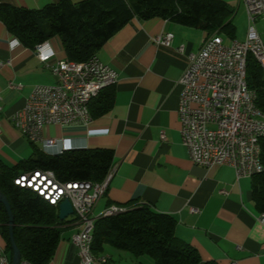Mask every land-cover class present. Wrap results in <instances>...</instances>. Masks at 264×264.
Here are the masks:
<instances>
[{"label":"crops","instance_id":"0c3cea01","mask_svg":"<svg viewBox=\"0 0 264 264\" xmlns=\"http://www.w3.org/2000/svg\"><path fill=\"white\" fill-rule=\"evenodd\" d=\"M58 1L0 0L29 9ZM223 1L234 10L235 38L242 39L247 27L242 2ZM255 25L264 44V20L256 19ZM165 32L173 36L169 46L152 42L153 36ZM204 38L201 29L167 19H131L95 55L116 72L110 109L91 117L86 126L46 125L42 135L60 141L44 152L42 143L28 141L10 118L23 107L33 86L53 84L56 79L50 68L39 62L34 48L24 47L0 21V159L14 165L30 157L35 148L56 155L62 145L65 150L110 148L114 169L105 194L93 208L94 216L107 207H122L136 199L171 215L175 220L174 236L193 248L202 262L264 264V226L256 220L259 211L252 199V177L237 179L233 168L225 164L208 168L193 164L181 143L178 79L186 59L176 49L182 45L185 53L197 51ZM222 38L225 43L232 40ZM44 42L54 51L49 64L65 58L57 36ZM160 133L165 135L164 140ZM65 220L58 225L61 238L48 264L78 262L77 249L70 240L77 230L75 215ZM0 250L5 251L1 235ZM103 253L119 264L114 255L125 257L131 264H153L145 255Z\"/></svg>","mask_w":264,"mask_h":264},{"label":"trees","instance_id":"16d2710c","mask_svg":"<svg viewBox=\"0 0 264 264\" xmlns=\"http://www.w3.org/2000/svg\"><path fill=\"white\" fill-rule=\"evenodd\" d=\"M234 10L223 0H59L38 9L12 6L0 2V21L24 47L57 36L66 59L84 62L124 24L133 18L159 17L213 34L235 38L232 24ZM245 79L256 94V105L264 112V80L259 64L251 54L246 58ZM114 88L101 89L88 105L90 116L106 113L113 102ZM263 171L252 177L251 194L259 212H264V137L260 139ZM113 165L110 148L94 147L64 150L46 155L34 149L30 157L8 165L0 159V191L6 197L12 215V235L20 252V262L48 264L61 238L57 207L34 192L21 188L14 179L29 170L53 171L60 181H93L104 179ZM123 210L98 216L94 223L91 249L102 254L105 246L147 256L153 264H216L202 262L193 248L174 236L175 220L171 215L152 209L147 203L129 200ZM0 235L5 252L11 257L7 214L0 204Z\"/></svg>","mask_w":264,"mask_h":264},{"label":"built area","instance_id":"2783aa9c","mask_svg":"<svg viewBox=\"0 0 264 264\" xmlns=\"http://www.w3.org/2000/svg\"><path fill=\"white\" fill-rule=\"evenodd\" d=\"M241 2L247 16L242 39L234 38L225 43L222 36L213 34L202 39L197 51L185 53L182 45L176 49L186 59L185 69L178 79L181 143L193 164L206 168L229 165L237 179L245 177L246 170L255 165V161H261L258 131H264V122L255 121V114H261L262 110L257 107L256 94L245 79L246 58L251 54L261 67L264 80V44L255 25L256 19L264 20V0ZM172 37L170 32H165L151 40L156 45L169 46ZM34 50L39 62L50 68L56 81L33 86L23 107L13 113L10 120L28 141L41 142L47 152L46 148L56 145L60 139L44 137L43 128L72 123L86 126L91 116L85 101L113 85L116 72L96 56L84 62L64 58L49 64L54 51L45 42L36 44ZM160 139H165L163 133ZM64 150L62 145L58 152ZM113 169L110 168L108 179L99 184L86 180L60 181L51 170L34 169L13 180L19 187H31L37 196L47 195L52 206L64 199L70 201L77 224L76 232L70 237L77 249V264H94L85 255L92 221L123 210L110 206L99 215H93V208L105 194ZM256 220L264 226L263 215H257ZM102 259L103 264H119L107 254H102ZM0 264H10L4 250H0Z\"/></svg>","mask_w":264,"mask_h":264},{"label":"bare ground","instance_id":"6f19581e","mask_svg":"<svg viewBox=\"0 0 264 264\" xmlns=\"http://www.w3.org/2000/svg\"><path fill=\"white\" fill-rule=\"evenodd\" d=\"M89 102H90V100L85 101V108H88ZM255 121L264 122V112L263 111L261 114H255ZM263 137H264V131H258V138H263ZM34 170L35 171H42V169H34ZM261 172H262L261 161H255V165H252L251 167L248 168V170H246L245 177H253V176H255ZM108 177H109V171L103 180H107ZM91 184H99V182L91 181ZM21 188L28 189V190L33 192V189L29 186H21ZM39 197L51 205V201H48L47 195H39ZM258 215L264 216V212H259ZM94 223H95V220L92 221V223L89 227V241H90V243H85V255L94 264H103L102 254L94 255V253L92 252V249H91L92 233H93V229H94ZM23 263L24 264H31V263L26 262V261H24Z\"/></svg>","mask_w":264,"mask_h":264},{"label":"water","instance_id":"95a60500","mask_svg":"<svg viewBox=\"0 0 264 264\" xmlns=\"http://www.w3.org/2000/svg\"><path fill=\"white\" fill-rule=\"evenodd\" d=\"M0 204L4 207V210L7 214V227H8V240L11 247V257H10V264H21L20 259L21 255L20 252L14 242L13 235H12V215L10 211L9 203L4 196V194L0 191ZM57 218L59 220L65 219L67 216L73 214V209L71 203L68 199H64L57 205Z\"/></svg>","mask_w":264,"mask_h":264},{"label":"rangeland","instance_id":"374dc122","mask_svg":"<svg viewBox=\"0 0 264 264\" xmlns=\"http://www.w3.org/2000/svg\"><path fill=\"white\" fill-rule=\"evenodd\" d=\"M57 207V206H56ZM70 216V215H69ZM104 251H106V252H109V251H113V252H116V253H119V252H121V253H124V254H126L128 257H133L132 255H130L128 252H126V251H119V250H116V249H114V248H112V247H110V246H105V249H104ZM93 252V251H92ZM102 254H106V253H102ZM95 255V254H94ZM108 255V254H107ZM114 260H117L118 262H120V264H131L130 263V261L128 260V259H126L125 257H123V258H120V257H118V256H115L114 255Z\"/></svg>","mask_w":264,"mask_h":264}]
</instances>
